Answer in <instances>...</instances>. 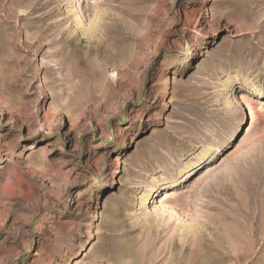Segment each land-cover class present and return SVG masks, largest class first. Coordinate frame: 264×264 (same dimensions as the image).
<instances>
[{
  "label": "rangeland",
  "instance_id": "rangeland-1",
  "mask_svg": "<svg viewBox=\"0 0 264 264\" xmlns=\"http://www.w3.org/2000/svg\"><path fill=\"white\" fill-rule=\"evenodd\" d=\"M0 264H264V0H0Z\"/></svg>",
  "mask_w": 264,
  "mask_h": 264
},
{
  "label": "bare ground",
  "instance_id": "bare-ground-1",
  "mask_svg": "<svg viewBox=\"0 0 264 264\" xmlns=\"http://www.w3.org/2000/svg\"><path fill=\"white\" fill-rule=\"evenodd\" d=\"M248 109L250 110V114L253 118V115H254V111L252 110L251 106L249 105ZM170 196L168 195L166 198H169Z\"/></svg>",
  "mask_w": 264,
  "mask_h": 264
}]
</instances>
